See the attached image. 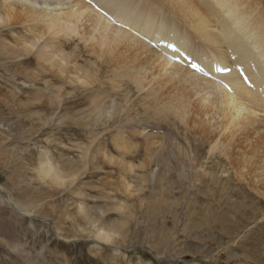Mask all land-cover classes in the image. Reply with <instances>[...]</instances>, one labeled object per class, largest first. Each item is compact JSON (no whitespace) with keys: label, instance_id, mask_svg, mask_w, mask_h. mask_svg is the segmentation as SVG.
<instances>
[{"label":"rangeland","instance_id":"rangeland-1","mask_svg":"<svg viewBox=\"0 0 264 264\" xmlns=\"http://www.w3.org/2000/svg\"><path fill=\"white\" fill-rule=\"evenodd\" d=\"M237 9L264 33V0ZM27 28L0 25V264H264V186L236 175L216 132L165 118L140 65L122 67L123 82L116 59L100 68L109 44L58 37L63 54L42 58L58 60L48 67L36 53L2 57L11 34L34 37ZM166 100L181 110L173 92Z\"/></svg>","mask_w":264,"mask_h":264},{"label":"bare ground","instance_id":"bare-ground-1","mask_svg":"<svg viewBox=\"0 0 264 264\" xmlns=\"http://www.w3.org/2000/svg\"><path fill=\"white\" fill-rule=\"evenodd\" d=\"M24 2L35 10L18 5L17 0L1 2L0 25L4 21L27 24L34 37L28 40L11 34L17 45L2 42V57L8 56L6 49L18 52L19 57L32 53L40 59L60 57L63 51L57 39L61 36L82 38L86 47L95 43L101 49L107 44L114 46L112 58L104 55L100 68L110 67L116 59L121 80L122 67L140 65L134 75L138 73L136 78L142 79L148 100L162 104L159 110L165 118L182 121L190 117L194 128L208 136L216 132L225 145L227 160L231 158L239 169L236 175L253 189L264 186V33L258 25L260 19L252 21L238 11V0ZM45 2L55 10L68 11L48 15ZM202 43L213 52L204 56ZM57 62L41 61L47 67ZM112 83L118 84V80ZM171 92L180 101V111L167 108ZM46 163L41 166L42 173L52 182H61ZM96 235L103 243L113 234L98 228Z\"/></svg>","mask_w":264,"mask_h":264},{"label":"snow or ice","instance_id":"snow-or-ice-1","mask_svg":"<svg viewBox=\"0 0 264 264\" xmlns=\"http://www.w3.org/2000/svg\"><path fill=\"white\" fill-rule=\"evenodd\" d=\"M193 68H196L197 70H199L195 64H193Z\"/></svg>","mask_w":264,"mask_h":264}]
</instances>
